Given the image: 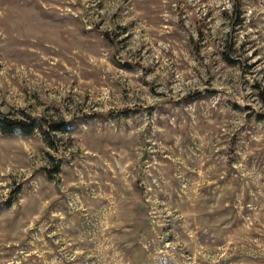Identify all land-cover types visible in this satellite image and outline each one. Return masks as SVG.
I'll use <instances>...</instances> for the list:
<instances>
[{
  "label": "rangeland",
  "instance_id": "1",
  "mask_svg": "<svg viewBox=\"0 0 264 264\" xmlns=\"http://www.w3.org/2000/svg\"><path fill=\"white\" fill-rule=\"evenodd\" d=\"M0 264H264V0H0Z\"/></svg>",
  "mask_w": 264,
  "mask_h": 264
},
{
  "label": "trees",
  "instance_id": "2",
  "mask_svg": "<svg viewBox=\"0 0 264 264\" xmlns=\"http://www.w3.org/2000/svg\"><path fill=\"white\" fill-rule=\"evenodd\" d=\"M19 129L21 133L24 135H29L33 133L35 129V124H27V123H22L18 121H13L11 123L5 122L3 119L0 118V129L2 134L8 135L13 132L14 129Z\"/></svg>",
  "mask_w": 264,
  "mask_h": 264
}]
</instances>
